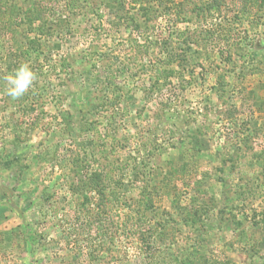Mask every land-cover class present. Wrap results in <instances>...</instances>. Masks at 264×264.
Returning a JSON list of instances; mask_svg holds the SVG:
<instances>
[{
    "label": "rangeland",
    "instance_id": "rangeland-1",
    "mask_svg": "<svg viewBox=\"0 0 264 264\" xmlns=\"http://www.w3.org/2000/svg\"><path fill=\"white\" fill-rule=\"evenodd\" d=\"M119 1L45 2L30 29L0 0V264H264V19L146 29ZM92 173L119 193L106 226L73 193Z\"/></svg>",
    "mask_w": 264,
    "mask_h": 264
},
{
    "label": "trees",
    "instance_id": "trees-1",
    "mask_svg": "<svg viewBox=\"0 0 264 264\" xmlns=\"http://www.w3.org/2000/svg\"><path fill=\"white\" fill-rule=\"evenodd\" d=\"M30 7L27 9L26 14L22 18V23H26L31 29L34 21L37 18L41 17L42 14V3L51 2L56 0H28ZM59 1V0H57ZM70 3L69 6L72 9L75 7V1ZM122 5L124 0L119 1ZM136 3H139V9L142 12V17L144 18L145 28H154L155 23L153 19L156 18H166L169 21V28L178 29L177 24L181 22H190L193 21V17H207L212 15H217L219 17L227 16L229 12H233L234 22H237L239 25L243 24L244 21H247L248 24L256 25L257 22H261L264 19V0H135ZM134 4V3H133ZM128 17H126L127 19ZM255 21V22H254ZM142 23L135 21L134 27L140 28ZM248 29V28H245ZM178 35H183L180 31H176ZM184 37V36H183ZM186 61L185 55L178 54L177 52L170 51L167 53V64L172 66L176 64L177 59ZM177 66H185V64L179 63ZM177 69L174 67H165V69H160L158 72L157 79L159 80L164 77V81L167 83L169 78L175 76ZM161 75V76H160ZM158 80L154 84H158ZM88 178L84 179L83 187H73V193H79L84 197L85 206L93 204L91 201L95 200V209L91 212L90 215L93 216L98 222L103 223L106 226L109 218L110 211L113 207L112 203L117 202L119 196L117 192H108L107 186L104 182V178L99 173H92L87 175ZM81 188V189H80ZM95 193V196L91 194ZM90 194V195H89ZM139 203L141 205H151L153 203V197L151 193L143 192L140 193ZM89 208V207H88ZM140 211V210H138ZM143 214L139 215V219L143 220ZM142 234V233H141ZM142 243L145 246L149 245V240L145 238V234L141 236Z\"/></svg>",
    "mask_w": 264,
    "mask_h": 264
},
{
    "label": "clouds",
    "instance_id": "clouds-1",
    "mask_svg": "<svg viewBox=\"0 0 264 264\" xmlns=\"http://www.w3.org/2000/svg\"><path fill=\"white\" fill-rule=\"evenodd\" d=\"M36 78V73L30 65L23 63L11 74L4 77L6 85L4 94L12 100L20 99L28 93ZM25 264H31V257L25 258Z\"/></svg>",
    "mask_w": 264,
    "mask_h": 264
}]
</instances>
